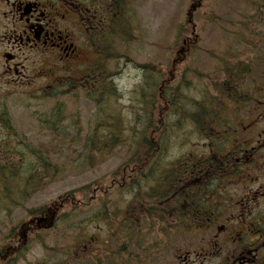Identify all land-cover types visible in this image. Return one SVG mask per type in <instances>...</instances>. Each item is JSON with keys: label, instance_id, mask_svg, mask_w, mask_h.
Returning a JSON list of instances; mask_svg holds the SVG:
<instances>
[{"label": "trees", "instance_id": "16d2710c", "mask_svg": "<svg viewBox=\"0 0 264 264\" xmlns=\"http://www.w3.org/2000/svg\"><path fill=\"white\" fill-rule=\"evenodd\" d=\"M134 1H106L111 36L99 43L104 60L131 53L125 47L126 53L121 52V43L127 38L125 31L131 26L135 29L138 13ZM203 2L191 0L185 20L174 26L165 58L158 56L136 64L143 80L132 91L136 107L135 102L123 107L114 92L105 90L109 74L105 71L99 95L94 96L99 102V117L91 122L87 137H81L80 115L67 114L60 101L49 111H33L39 134L48 137L44 142L34 143L25 134H18L11 112L6 110L7 128L19 140L6 157L0 158V231L7 227L0 236V264H126L131 254L154 242L150 231L163 225V221L144 213L145 203L156 199H167L166 230L189 223L169 219L181 198L175 194L181 173L190 174L193 164L200 160L198 151L187 155L182 151L191 135L207 138L215 145L226 137L227 114L247 103L244 79L250 72L249 65L236 59L235 53L234 57L215 55L216 68L200 63V40L192 16ZM260 15L264 19V13ZM135 36L136 29L129 36L128 46ZM235 41L243 43L242 38ZM194 80L202 82L200 87H209L210 92L193 84ZM117 120L126 122L125 132L118 131ZM115 151L121 154V163L106 176L64 193L57 202L31 207L25 204L65 172L95 167ZM204 157L200 162L210 165L209 157ZM165 183L167 195L162 196ZM133 202L138 204L136 213L131 210ZM16 209L25 210V216L15 219ZM101 223L109 226V242L100 238L97 226ZM36 245L43 248L45 256L28 259ZM77 251L87 254L75 260Z\"/></svg>", "mask_w": 264, "mask_h": 264}, {"label": "flooded vegetation", "instance_id": "af4514ba", "mask_svg": "<svg viewBox=\"0 0 264 264\" xmlns=\"http://www.w3.org/2000/svg\"><path fill=\"white\" fill-rule=\"evenodd\" d=\"M101 6V0H0V146L8 136L11 95L23 86L50 96L58 88L86 99L99 94ZM228 129L222 147L211 144L200 153L211 164L199 160L176 186L181 198L169 219L194 222L197 227L180 230L192 244L177 247L172 260L156 261L175 230L165 229L167 199L149 201L144 213L163 225L126 264H264V96Z\"/></svg>", "mask_w": 264, "mask_h": 264}, {"label": "rangeland", "instance_id": "374dc122", "mask_svg": "<svg viewBox=\"0 0 264 264\" xmlns=\"http://www.w3.org/2000/svg\"><path fill=\"white\" fill-rule=\"evenodd\" d=\"M190 4L191 0H136L134 5L138 13L135 24L136 39L127 47L132 52L130 56L132 60L127 64L125 61L115 58L102 59L101 62L104 69L107 68L114 72L119 71L117 76L109 82V85L115 89L114 95L117 101L120 102L118 104L126 107V105L135 102V100H132V90L136 89L139 83H143L141 69L136 64L153 61L158 56L166 57L167 53L165 51L175 33L173 30L174 26L176 23L185 20V13L188 11ZM260 12L264 13V5L261 0H204L202 7L198 8L192 16V20L197 24V35L200 40L197 54L200 63L206 68H216L215 55L221 54L225 56L231 54L234 57V53L237 54L238 57L236 59H240L242 64H248L250 67L249 75L244 79L245 89L250 92L260 87L258 84H262L264 79V19L259 17L261 16ZM255 16L258 18V22L254 20ZM131 34L133 35L132 28H129L124 33L128 37ZM239 38H242V44L235 41V39ZM121 52L126 53V49H122ZM120 55L124 56L122 53ZM201 69L203 72H207L205 71L207 69L204 70L202 67ZM149 77H151L150 81L154 79L152 74ZM201 83L194 80L193 84L199 86ZM35 87L36 85H25L19 93L20 96L15 97L18 101L11 99V111L14 114L17 125L23 132L27 133L29 140L34 143L47 140L46 137L39 135L32 112L35 109L49 111L58 101L64 103L65 108L69 111L80 110L84 127L88 125L91 112L96 105L87 100L83 93H78L77 96L71 97L69 94H63V89L58 88L53 92V94L59 92L55 100L46 96L42 101L29 100L30 97L38 95L36 94L38 90ZM200 88L207 93L211 90L206 85ZM261 93V95H264L263 91ZM25 100L29 101L25 102ZM27 103L31 104L32 107L28 108ZM136 105L137 103L135 102L134 106L136 107ZM123 109H121L122 113L124 112ZM250 111H253V103H250V106L245 110L233 109L227 116L229 121L238 125L243 118L248 116ZM119 118L121 120L120 116ZM117 125H119L118 131L123 130L125 132L128 129L126 122L123 124L118 121ZM10 140L9 138L4 145L14 143V140ZM95 140L99 141V132L95 135ZM188 142L189 144L182 151L183 154L209 146V143L198 135H191ZM170 156L173 158L174 153L170 154ZM92 158L94 163V156ZM85 162L90 163L87 160ZM119 162L120 159L118 157L109 155L107 161L102 165L75 172L67 171L52 185L38 192L33 199L30 201L29 199L25 200V204L37 206L52 201L69 190L91 183L96 178L106 176ZM13 216L15 219L24 217V212L16 209ZM97 228H99L100 238L109 242V236H107L110 232L108 224H98ZM6 229L7 227L2 228V230ZM2 230L0 231V236L3 232ZM191 244L192 238L178 231L168 240L169 249H167L166 255L162 254L155 260H172L173 251L177 247ZM42 254V249L37 246L30 252L28 258L36 260L41 258Z\"/></svg>", "mask_w": 264, "mask_h": 264}]
</instances>
